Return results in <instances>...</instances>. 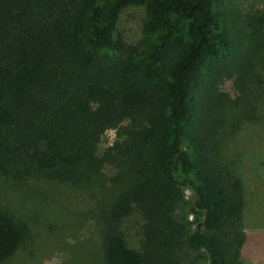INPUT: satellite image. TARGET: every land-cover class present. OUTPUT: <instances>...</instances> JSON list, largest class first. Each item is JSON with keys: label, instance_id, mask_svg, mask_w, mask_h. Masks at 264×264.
<instances>
[{"label": "trees", "instance_id": "obj_1", "mask_svg": "<svg viewBox=\"0 0 264 264\" xmlns=\"http://www.w3.org/2000/svg\"><path fill=\"white\" fill-rule=\"evenodd\" d=\"M261 2L0 0V174L104 191L98 264H241L243 184L220 138L244 112L264 125ZM127 7L144 13L133 43L117 29ZM133 214L136 249L122 232ZM21 241L0 209V263Z\"/></svg>", "mask_w": 264, "mask_h": 264}, {"label": "rangeland", "instance_id": "obj_2", "mask_svg": "<svg viewBox=\"0 0 264 264\" xmlns=\"http://www.w3.org/2000/svg\"><path fill=\"white\" fill-rule=\"evenodd\" d=\"M234 2L246 8H260L262 3L261 0ZM143 16L140 7L121 11L117 29L126 42L133 43L140 37ZM217 91L230 98L238 95L229 79H219ZM255 113L244 112L234 137L220 138V156L236 155L234 166L243 184L246 235L240 252L241 264H264V125L254 120ZM222 129L228 130L225 126ZM113 140L114 131H106L99 151ZM102 173L109 177L116 171L112 166H104ZM104 196V191L86 189L83 184L26 179L10 170L0 174V209L10 214L22 231L19 249L0 264H98V235L92 215L94 202ZM190 196V191L185 190L184 200ZM191 219L189 216L188 220ZM122 232L127 245L136 249L141 239L138 215L126 220Z\"/></svg>", "mask_w": 264, "mask_h": 264}]
</instances>
